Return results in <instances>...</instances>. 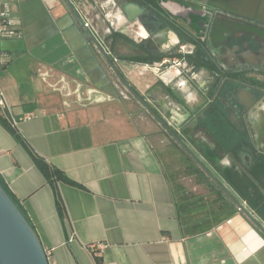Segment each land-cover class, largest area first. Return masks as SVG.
<instances>
[{"label":"crops","instance_id":"0c3cea01","mask_svg":"<svg viewBox=\"0 0 264 264\" xmlns=\"http://www.w3.org/2000/svg\"><path fill=\"white\" fill-rule=\"evenodd\" d=\"M70 1L84 20L95 8L103 16L107 26L91 20L89 29L161 117L167 111L170 118H184L196 107L190 102L204 93V82L214 83L186 64L185 76L171 84L175 73L165 69V58L150 63L122 57L132 54L138 36L125 11L137 10L135 3L86 0L79 8ZM2 5L20 37L0 40V53L8 58L0 65L7 103L0 109V179L49 264H95V255L103 264H264V236L237 208L206 225L180 211L157 148L158 124L64 0H0ZM109 21L126 35L106 41ZM11 117L18 119L15 129ZM31 154L69 182L51 183Z\"/></svg>","mask_w":264,"mask_h":264},{"label":"flooded vegetation","instance_id":"af4514ba","mask_svg":"<svg viewBox=\"0 0 264 264\" xmlns=\"http://www.w3.org/2000/svg\"><path fill=\"white\" fill-rule=\"evenodd\" d=\"M126 1L139 10L129 20L138 33L131 41L133 56L143 51L148 58L180 62L171 84L185 76L186 64L213 78V84L204 82L194 109L185 111L181 120L172 116L165 123L264 227V21L220 7L217 3L224 0ZM108 24L106 41L116 33L126 35L114 27L115 22ZM125 32L133 34L130 28ZM162 130L193 165L200 181L235 206L204 168Z\"/></svg>","mask_w":264,"mask_h":264},{"label":"water","instance_id":"95a60500","mask_svg":"<svg viewBox=\"0 0 264 264\" xmlns=\"http://www.w3.org/2000/svg\"><path fill=\"white\" fill-rule=\"evenodd\" d=\"M66 5L72 11L81 25H84L83 19L70 0H64ZM129 20H134L137 12L129 11L125 8ZM142 22V21H141ZM88 37L92 40L98 51L110 65L121 83L130 91L134 97L145 107L159 125L164 128L181 147H183L192 159L204 168L206 175L216 182V184L233 200L235 207L241 211L247 219L264 236V227L250 214V212L240 203L233 194L216 178V176L204 166L198 157L186 146V144L177 136V134L160 118L146 101L138 95L126 82L114 61L110 58L102 44L95 37L93 32L85 27ZM238 94V92H237ZM0 264H49L47 251L43 248L38 236L32 229L26 217L18 209L9 195L0 185Z\"/></svg>","mask_w":264,"mask_h":264},{"label":"rangeland","instance_id":"374dc122","mask_svg":"<svg viewBox=\"0 0 264 264\" xmlns=\"http://www.w3.org/2000/svg\"><path fill=\"white\" fill-rule=\"evenodd\" d=\"M76 1L80 6L79 8H83V4H86V0ZM87 1L95 5L93 0ZM217 4L232 13H239L245 16H256L264 21V0H224ZM94 14L97 16L95 17ZM89 16L93 25L95 21H99L102 27L104 25L107 26L106 22L103 21V16L98 13L96 8L95 11L89 13ZM96 30L98 32L100 31L97 28ZM177 68L178 65L173 63L172 59H170L165 66V69H169L172 73H176ZM180 70L182 69L180 68ZM190 103L194 105L197 102L192 101ZM170 114V112L168 113L165 111L161 118L165 120V122L166 120L171 122ZM174 118L180 120L181 116L174 114ZM174 126L177 127V125ZM156 134L158 136L157 148L163 162L164 170L175 188L180 211L186 214V218H201L205 221L204 223L207 224L213 223L224 216L228 208L224 205L222 199L219 198L217 193L206 186L205 183L200 181L195 170L191 168L189 162L184 158L177 147L171 143L159 125L156 128Z\"/></svg>","mask_w":264,"mask_h":264},{"label":"built area","instance_id":"2783aa9c","mask_svg":"<svg viewBox=\"0 0 264 264\" xmlns=\"http://www.w3.org/2000/svg\"><path fill=\"white\" fill-rule=\"evenodd\" d=\"M84 27L89 28L90 27V21L84 20ZM16 20L11 16L9 10L5 5H2L0 8V40L2 39H9V38H15V37H20V31L17 28L16 25ZM185 50V45L180 46V51ZM7 57L3 54L0 53V65H3L7 61ZM166 65V60L163 61ZM173 63L177 64L179 66L180 62L177 60H173ZM163 65L159 64V66ZM169 69H167L168 71ZM177 72V71H176ZM172 77H169V81L171 80ZM6 100L3 96V94L0 92V109L6 108ZM8 122L11 128L15 129L17 126L18 119L16 118H8Z\"/></svg>","mask_w":264,"mask_h":264},{"label":"trees","instance_id":"16d2710c","mask_svg":"<svg viewBox=\"0 0 264 264\" xmlns=\"http://www.w3.org/2000/svg\"><path fill=\"white\" fill-rule=\"evenodd\" d=\"M113 43L111 44V48L113 47L112 46ZM123 58H127V59H131V60H135V61H141V62H150L152 63L153 61H156V60H160L161 57H157V58H148V57H145L144 56V52L143 51H140V55H128V56H122ZM36 165L40 168V170L42 171V173L44 174V176L51 182L53 183L55 180H64L66 182H69L63 175L62 173H60L57 169H54V168H51L49 167L42 159L34 156L33 154H31ZM186 159V158H185ZM187 160V159H186ZM188 161V160H187ZM189 162V161H188ZM191 168L194 169L193 165H191V163H189ZM195 170V169H194ZM198 175V172L195 171ZM0 185L2 186V188L5 190V192L9 195V197L12 199V201L16 204V206L18 207V209L21 211L18 203L14 200V198L11 196V194L9 193L8 189L6 188V186L4 185V183L1 181L0 179ZM213 191V190H212ZM220 198V197H219ZM224 205H226V207L230 208V207H233V208H236L235 206L233 205H230L226 202H223ZM58 209L60 211V205H59V202H58ZM22 212V211H21ZM23 214V212H22ZM24 215V214H23ZM25 216V215H24ZM205 222V221H203ZM207 223H203V225H206ZM205 227V226H203ZM94 259H95V264H103V261H102V258L101 256H98V255H95L94 256Z\"/></svg>","mask_w":264,"mask_h":264},{"label":"bare ground","instance_id":"6f19581e","mask_svg":"<svg viewBox=\"0 0 264 264\" xmlns=\"http://www.w3.org/2000/svg\"><path fill=\"white\" fill-rule=\"evenodd\" d=\"M263 119V118H262ZM264 124V123H263Z\"/></svg>","mask_w":264,"mask_h":264}]
</instances>
